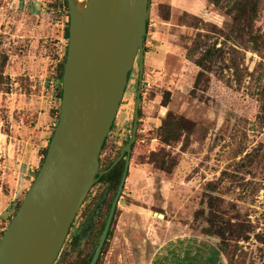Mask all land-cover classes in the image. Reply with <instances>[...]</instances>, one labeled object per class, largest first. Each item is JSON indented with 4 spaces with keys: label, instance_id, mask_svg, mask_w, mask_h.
I'll list each match as a JSON object with an SVG mask.
<instances>
[{
    "label": "rangeland",
    "instance_id": "obj_1",
    "mask_svg": "<svg viewBox=\"0 0 264 264\" xmlns=\"http://www.w3.org/2000/svg\"><path fill=\"white\" fill-rule=\"evenodd\" d=\"M49 1L0 0V49L9 57L0 90V119L36 126L37 142L41 131L47 129V118L51 131L56 126L51 109L60 106L59 83L51 78L50 67L57 51L64 54L67 42L64 37L67 15L56 12L52 16ZM150 4L146 38L149 32L161 35L170 28L184 59L173 66L179 74L174 77L175 83L168 82L173 87L169 108L195 126L186 148L183 149L182 141L165 145L158 132L151 130L162 125L166 114L150 115L140 105L145 121L139 119L140 138L132 152L128 178L101 264H228L219 250V240L204 234L201 228L205 222L195 220L198 209L209 211L208 202L203 201L207 192L215 196L216 209L233 222H244L247 226V237L239 241L236 264H263L264 128L257 123V105L252 101L242 102V93L217 82L209 93L197 97L190 94L198 68L186 58L187 47L200 32L204 36L212 33L184 24V14L188 12L219 26L223 25L225 16L208 0H150ZM168 4L172 18L164 21L162 16ZM256 25L264 32V1ZM260 60L258 54L247 52L246 65L250 70ZM137 69L130 73L127 93L101 159L114 155L131 137L139 84ZM166 90L161 92L162 99ZM163 149L178 159L172 173L149 162L152 152ZM209 182L213 183V192L207 188ZM100 188L102 185L93 193ZM92 198L93 194L85 205ZM87 205L78 213L64 245L65 248L75 234H82L83 255L92 252L97 244L99 217L104 212L102 203L95 218L87 222L83 215ZM60 257L55 264H61Z\"/></svg>",
    "mask_w": 264,
    "mask_h": 264
},
{
    "label": "water",
    "instance_id": "obj_2",
    "mask_svg": "<svg viewBox=\"0 0 264 264\" xmlns=\"http://www.w3.org/2000/svg\"><path fill=\"white\" fill-rule=\"evenodd\" d=\"M68 7L59 121L35 179L0 238V264L57 263L94 185L127 153L123 177L90 261L97 264L128 178L140 119L150 0H68ZM136 63L139 84L132 138L112 165L101 170L103 147Z\"/></svg>",
    "mask_w": 264,
    "mask_h": 264
},
{
    "label": "trees",
    "instance_id": "obj_3",
    "mask_svg": "<svg viewBox=\"0 0 264 264\" xmlns=\"http://www.w3.org/2000/svg\"><path fill=\"white\" fill-rule=\"evenodd\" d=\"M208 1L225 16L222 26L213 22H205L202 18L192 16L188 12L184 14V24L212 33V35L204 36L205 34H200V32L193 40L191 46L187 47L186 58L191 60L198 68L194 76L193 88L190 94L193 97H197L199 94L209 93L215 82L221 83V85L224 84L227 88L242 93V102L252 101L256 103L258 108V113L256 114L257 123L260 128H264V32L258 29L256 25V21L262 11V3L264 0ZM48 7L52 16L56 12H60L65 13L68 18L64 27V37L67 41L65 52L63 55H60L57 51L54 55L55 61L50 67L51 78L57 80L59 83L57 97L61 102L62 79L69 39L70 17L68 0H51L49 1ZM170 9V5H166L162 16L164 21L171 20L172 9ZM200 23H203V27H200ZM248 51L258 54L261 58L253 70H250L246 65V54ZM8 60L9 57L7 54L0 49V90H2V85L5 82L4 70ZM163 94L164 98L161 99V104L169 106L172 95L171 91L166 90ZM246 96L249 97L248 100L245 99ZM139 110L140 118H142V108ZM51 114L55 117V125H57L60 116V106L52 108ZM141 125L142 122L140 121L139 132H141ZM194 126L195 124L189 122L185 116L178 115L169 108L162 125L156 130L152 129L151 132H158L159 139L165 145H173L182 141V147L184 149L190 144V137L193 134ZM55 127H53L51 137L43 149V158L40 167L47 154ZM139 132L137 134L138 139L140 138ZM107 144L108 141L105 143L102 153L106 150ZM119 151L117 150L114 155L105 156L101 159V169L108 168L118 157ZM177 161L178 159L170 153H167L165 149L154 151L149 156L150 163H153L156 168L167 173H172L175 170ZM124 169L125 161L122 160L111 171L104 174L100 180L103 182L102 188L98 190V195H93V198L87 203L88 205L86 204L87 207L84 209L83 215L86 216L88 222L92 219L90 216L93 208L95 206L98 207L102 203L104 205V212L99 217L100 224L96 232L98 240L95 248L92 252L83 255L80 249L83 239L81 237L82 234H75L62 251L60 257L61 264H90L108 218L114 195L123 177ZM207 188H210V191L213 192V183L209 182ZM106 192H108V197L104 198ZM209 193L211 192L205 193L203 199L204 202H208L209 211L207 212L205 208L198 209L195 212V220L197 222H205V225L201 228L202 232L207 236L216 237L219 240V250L225 255L228 264H236L238 262L236 257L239 251V241L247 237L245 235L247 226L244 222H233L232 218L225 216L216 209L215 196ZM21 202L22 200L17 201L12 207L8 218L9 222L20 207ZM86 205L84 204V207ZM3 233L4 231L0 233V238ZM93 234L95 235V231L91 235L92 239L94 237ZM109 235H112V231L109 232ZM108 245L109 243L106 241L101 259H99L97 264H101L102 257L108 250Z\"/></svg>",
    "mask_w": 264,
    "mask_h": 264
},
{
    "label": "crops",
    "instance_id": "obj_4",
    "mask_svg": "<svg viewBox=\"0 0 264 264\" xmlns=\"http://www.w3.org/2000/svg\"><path fill=\"white\" fill-rule=\"evenodd\" d=\"M166 30L161 35L149 32L145 40L142 94L147 85L149 90L147 96L143 94L141 104L150 115L160 117L169 109V106L161 104V92L164 88L173 91L168 82L174 84V77L179 75L173 66L184 62L175 36L170 33V28ZM135 67L139 71L138 63ZM141 120L145 121L143 117ZM36 130V126L26 127L14 119H0V233L10 223L8 218L12 207L23 200L40 168L43 149L52 134L48 118L47 129L41 131L39 142L35 138Z\"/></svg>",
    "mask_w": 264,
    "mask_h": 264
},
{
    "label": "flooded vegetation",
    "instance_id": "obj_5",
    "mask_svg": "<svg viewBox=\"0 0 264 264\" xmlns=\"http://www.w3.org/2000/svg\"><path fill=\"white\" fill-rule=\"evenodd\" d=\"M131 138H132V134H131L130 139L127 140L126 143H125L123 146H125V145L131 140ZM137 138H138V137H137ZM136 140H137V139H136ZM106 142H107V141H106ZM135 144H136V141H135V142L133 143V145H132V148H133V149H132V152H133V150H134ZM121 145H122V144H121ZM123 146H121V148H122ZM121 148H120V150H121ZM132 152H131V157H132V155H133ZM119 155H120V151H119ZM119 155H118V156H119ZM126 157H127V153H125L124 156H123V158L120 160V161L124 160V161H125V165H126ZM116 159H117V158H116ZM116 159H115V160H116ZM115 160H114V161H115ZM130 163H131V160H130ZM111 165H112V164H111ZM111 165H110V166H111ZM101 166H102V165H101ZM110 166H109V167H110ZM109 167H108V168H109ZM108 168H105V169H108ZM100 169H101V168H100ZM105 169H101V170H105ZM129 169H130V167H129ZM124 170H125V169H124ZM101 178H102V177H101ZM101 178H100V179L98 180V182L94 185V187H93V189L91 190L89 196H91V194L93 193L94 189H95L97 186H100V185L103 184V182L100 181ZM98 190H99V189H96L95 193H93L94 196L98 195ZM117 191H118V190H117ZM116 194H117V192L115 193L114 198H115ZM89 196H88V197H89ZM106 197H108V192H106V193L104 194V198H106ZM114 198H113V200H114ZM87 199H88V198H87ZM99 200H100V199H99ZM99 200H98V201H99ZM96 207H97V206H95V208H96ZM95 208H93L92 214H91V216H90V217L92 218L91 220H89L90 222L95 218V215H96V213L98 212V210H95ZM90 222H89V223H90Z\"/></svg>",
    "mask_w": 264,
    "mask_h": 264
},
{
    "label": "built area",
    "instance_id": "obj_6",
    "mask_svg": "<svg viewBox=\"0 0 264 264\" xmlns=\"http://www.w3.org/2000/svg\"><path fill=\"white\" fill-rule=\"evenodd\" d=\"M148 90H149V86L147 85L146 88H145L144 91H143V94H144L145 96L148 95ZM51 107H52V106H51ZM35 177H36V176H35Z\"/></svg>",
    "mask_w": 264,
    "mask_h": 264
}]
</instances>
